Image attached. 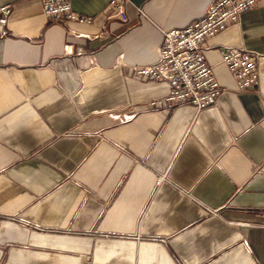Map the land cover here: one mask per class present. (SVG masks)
Instances as JSON below:
<instances>
[{
	"label": "crops",
	"instance_id": "crops-1",
	"mask_svg": "<svg viewBox=\"0 0 264 264\" xmlns=\"http://www.w3.org/2000/svg\"><path fill=\"white\" fill-rule=\"evenodd\" d=\"M110 2L0 0V264H264V0L203 45L217 102L168 112L133 66L211 0ZM225 48L259 55L256 89Z\"/></svg>",
	"mask_w": 264,
	"mask_h": 264
},
{
	"label": "built area",
	"instance_id": "built-area-1",
	"mask_svg": "<svg viewBox=\"0 0 264 264\" xmlns=\"http://www.w3.org/2000/svg\"><path fill=\"white\" fill-rule=\"evenodd\" d=\"M111 0L114 12L125 21L124 2ZM258 0H211L206 11L188 24L161 31L159 58L150 65L133 66L139 79L164 81L167 93L152 105L162 106L168 112L176 106H192L196 110L214 105L223 87L218 83L213 68L203 52L208 38L225 30ZM42 8L54 21L75 20L90 22L91 17L78 14L72 9L71 0H42ZM9 12L8 5L0 6V22ZM221 60L234 77L239 90L256 89L259 55L237 48L220 50Z\"/></svg>",
	"mask_w": 264,
	"mask_h": 264
}]
</instances>
